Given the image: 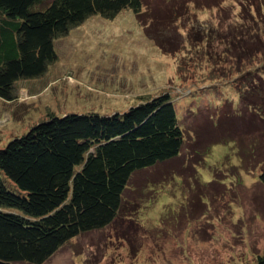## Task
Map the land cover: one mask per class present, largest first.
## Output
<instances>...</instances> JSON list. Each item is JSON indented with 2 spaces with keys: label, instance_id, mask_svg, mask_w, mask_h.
<instances>
[{
  "label": "rangeland",
  "instance_id": "rangeland-1",
  "mask_svg": "<svg viewBox=\"0 0 264 264\" xmlns=\"http://www.w3.org/2000/svg\"><path fill=\"white\" fill-rule=\"evenodd\" d=\"M141 1L140 21L129 10L91 16L58 39L57 60L35 85L49 86L30 106L0 100V150L52 115H112L165 94L184 133L177 158L132 174L110 225L43 264H256L264 100L252 101L256 114L255 98L239 101L228 86L264 73V0H254L258 10L252 0ZM235 34L245 39L236 52Z\"/></svg>",
  "mask_w": 264,
  "mask_h": 264
},
{
  "label": "trees",
  "instance_id": "trees-1",
  "mask_svg": "<svg viewBox=\"0 0 264 264\" xmlns=\"http://www.w3.org/2000/svg\"><path fill=\"white\" fill-rule=\"evenodd\" d=\"M142 9L141 0H0V99L16 100V82L44 75L57 60L55 41L89 17L113 20L129 10L140 21ZM244 42L230 37L235 52ZM262 75L228 86L239 101L255 98L247 104L256 114ZM183 144L167 94L112 115H52L14 138L0 150V261L43 264L71 239L107 227L132 174L177 158ZM259 173L264 189V169ZM256 261L264 264V250Z\"/></svg>",
  "mask_w": 264,
  "mask_h": 264
},
{
  "label": "crops",
  "instance_id": "crops-1",
  "mask_svg": "<svg viewBox=\"0 0 264 264\" xmlns=\"http://www.w3.org/2000/svg\"><path fill=\"white\" fill-rule=\"evenodd\" d=\"M39 80L40 78L18 81L19 85H16V84L14 85L15 91H17V94H16L17 99L14 101V103H16L19 107H27L31 105L30 103H28L30 99L35 100L39 98L41 94L43 93V91L46 90V88L49 86V84L43 85L40 89H38V87H36L35 85L39 82ZM23 98H26L25 102H22ZM11 103L12 102L5 101V103L3 104L9 105ZM8 113L10 114V109Z\"/></svg>",
  "mask_w": 264,
  "mask_h": 264
},
{
  "label": "water",
  "instance_id": "water-1",
  "mask_svg": "<svg viewBox=\"0 0 264 264\" xmlns=\"http://www.w3.org/2000/svg\"><path fill=\"white\" fill-rule=\"evenodd\" d=\"M0 264H11V263L0 261Z\"/></svg>",
  "mask_w": 264,
  "mask_h": 264
},
{
  "label": "bare ground",
  "instance_id": "bare-ground-1",
  "mask_svg": "<svg viewBox=\"0 0 264 264\" xmlns=\"http://www.w3.org/2000/svg\"><path fill=\"white\" fill-rule=\"evenodd\" d=\"M254 89V88H253ZM255 94V93H254ZM243 97V96H242ZM259 139V138H258Z\"/></svg>",
  "mask_w": 264,
  "mask_h": 264
}]
</instances>
